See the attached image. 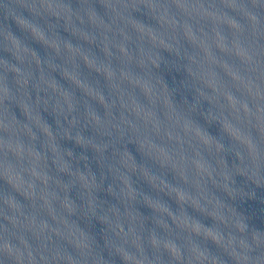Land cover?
<instances>
[{"label": "water", "instance_id": "95a60500", "mask_svg": "<svg viewBox=\"0 0 264 264\" xmlns=\"http://www.w3.org/2000/svg\"><path fill=\"white\" fill-rule=\"evenodd\" d=\"M0 138L264 264V0H0Z\"/></svg>", "mask_w": 264, "mask_h": 264}]
</instances>
